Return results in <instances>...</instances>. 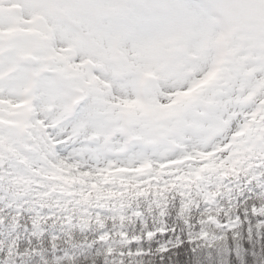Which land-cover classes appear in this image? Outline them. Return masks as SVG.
<instances>
[{"label": "snow or ice", "instance_id": "snow-or-ice-1", "mask_svg": "<svg viewBox=\"0 0 264 264\" xmlns=\"http://www.w3.org/2000/svg\"><path fill=\"white\" fill-rule=\"evenodd\" d=\"M31 7L80 35L0 82V264H264V0Z\"/></svg>", "mask_w": 264, "mask_h": 264}, {"label": "rangeland", "instance_id": "rangeland-1", "mask_svg": "<svg viewBox=\"0 0 264 264\" xmlns=\"http://www.w3.org/2000/svg\"><path fill=\"white\" fill-rule=\"evenodd\" d=\"M33 3L0 0V82L17 80L31 86L54 62L51 49L80 35L74 17L63 11L36 15ZM33 69L39 71L33 73Z\"/></svg>", "mask_w": 264, "mask_h": 264}]
</instances>
